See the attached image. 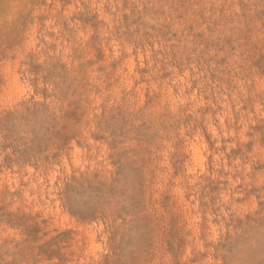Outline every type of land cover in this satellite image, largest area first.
Returning a JSON list of instances; mask_svg holds the SVG:
<instances>
[{
  "label": "rangeland",
  "instance_id": "374dc122",
  "mask_svg": "<svg viewBox=\"0 0 264 264\" xmlns=\"http://www.w3.org/2000/svg\"><path fill=\"white\" fill-rule=\"evenodd\" d=\"M0 264H264V0H0Z\"/></svg>",
  "mask_w": 264,
  "mask_h": 264
}]
</instances>
